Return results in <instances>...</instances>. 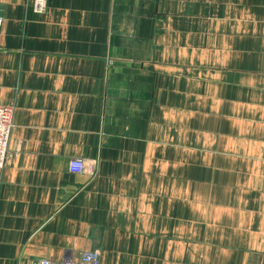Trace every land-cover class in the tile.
I'll return each mask as SVG.
<instances>
[{
    "label": "crops",
    "instance_id": "obj_1",
    "mask_svg": "<svg viewBox=\"0 0 264 264\" xmlns=\"http://www.w3.org/2000/svg\"><path fill=\"white\" fill-rule=\"evenodd\" d=\"M34 1L0 0V264H264V0Z\"/></svg>",
    "mask_w": 264,
    "mask_h": 264
},
{
    "label": "built area",
    "instance_id": "obj_2",
    "mask_svg": "<svg viewBox=\"0 0 264 264\" xmlns=\"http://www.w3.org/2000/svg\"><path fill=\"white\" fill-rule=\"evenodd\" d=\"M47 8V0H35L33 10L36 14H43ZM4 25V19L0 12V30ZM14 108L0 104V169H3L10 157V140L14 129ZM69 173L83 175L88 172V165L84 159H72L69 163ZM37 264H100L99 252L83 253L79 259H65L56 263L51 260H40Z\"/></svg>",
    "mask_w": 264,
    "mask_h": 264
},
{
    "label": "rangeland",
    "instance_id": "obj_3",
    "mask_svg": "<svg viewBox=\"0 0 264 264\" xmlns=\"http://www.w3.org/2000/svg\"><path fill=\"white\" fill-rule=\"evenodd\" d=\"M100 262H101V257H100Z\"/></svg>",
    "mask_w": 264,
    "mask_h": 264
}]
</instances>
